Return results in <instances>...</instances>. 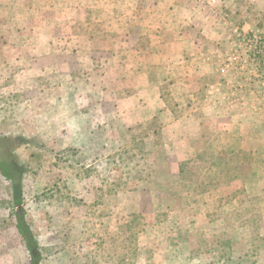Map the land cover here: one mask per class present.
Returning <instances> with one entry per match:
<instances>
[{
    "label": "rangeland",
    "instance_id": "1",
    "mask_svg": "<svg viewBox=\"0 0 264 264\" xmlns=\"http://www.w3.org/2000/svg\"><path fill=\"white\" fill-rule=\"evenodd\" d=\"M136 1L0 0V264L18 215L40 264H264V0H207L170 71L194 7Z\"/></svg>",
    "mask_w": 264,
    "mask_h": 264
},
{
    "label": "crops",
    "instance_id": "2",
    "mask_svg": "<svg viewBox=\"0 0 264 264\" xmlns=\"http://www.w3.org/2000/svg\"><path fill=\"white\" fill-rule=\"evenodd\" d=\"M147 1H150L151 4H148ZM183 1L186 5H188V7L190 6H193L194 7V12L195 14H197L196 17H190V19L186 16V12H177V15L175 16V14H169V15H164V16H161V12L157 15V17L154 19L153 21V24H155L156 26H158L157 28V31L159 32L158 36H155L152 38L153 41L151 42L150 41V48H148V46H145L146 47V51L145 50L143 51L145 54H147L148 57H158L160 56L161 58H164L163 60L164 61H161L160 63H164L162 64L163 66L164 65H167L165 67V69H167V71H170L171 67L169 65V61L166 60L169 56H173V53L174 52H171L170 50H165V48H163V46H167V47H170L174 44H179V45H182L183 47L185 45V34L188 33L190 30H194L196 31L197 30V27L195 28H191L188 30H186V25H191V24H194L196 26H198L200 29H203L205 30L208 34L210 33V31L205 28L207 27L210 22H213L214 23V20H213V17L212 15H210V13H204L202 10L205 9L208 10L209 8H211L210 6L207 5V0H154V2H152V0H137L136 3H137V6H138V9L140 10V12H143L145 11V8H150L152 11L153 10H156V9H161L162 7L163 8H166V9H179V3ZM238 4H240V1L239 0H218V6H222L223 8H226V9H230V10H233L234 9H237L236 6H238ZM148 7H147V6ZM167 5V7H166ZM142 8V9H141ZM147 9V10H148ZM188 8H185V10H187ZM138 10V12H139ZM184 10V8L182 9ZM156 13H154L155 15ZM153 17V15H152ZM174 20L177 21V23L179 24V26L182 28L179 33H182L183 35L180 36L178 35L176 38H177V42H166L165 37L166 35H169L171 34V31H173V27H174ZM151 22V21H149ZM191 22V23H189ZM140 24L142 25H146V22L144 21H140L139 22ZM206 24V26H205ZM177 26V27H179ZM198 32V31H197ZM205 33V32H204ZM214 34V33H212ZM139 36H141V38L143 39V32H140L139 31ZM137 39H139L137 37ZM138 41V40H137ZM148 42V41H147ZM154 46L157 47V49H154ZM159 47V48H158ZM151 50V51H150ZM150 52V53H149ZM157 52V53H155ZM141 53V52H140ZM142 55V53H141ZM186 54L183 52L181 55H180V52H179V57L180 58H185ZM182 62V65L180 66V68L182 69L181 71H183V74H185V71H186V68H185V64H183L184 62Z\"/></svg>",
    "mask_w": 264,
    "mask_h": 264
},
{
    "label": "trees",
    "instance_id": "3",
    "mask_svg": "<svg viewBox=\"0 0 264 264\" xmlns=\"http://www.w3.org/2000/svg\"><path fill=\"white\" fill-rule=\"evenodd\" d=\"M19 144L24 143L23 138H18ZM0 170L7 179L14 180V178L8 174L7 169L4 165L0 164ZM13 196L14 202L19 206L22 203V184L21 181H15L13 183ZM18 215V214H17ZM19 217V221L16 223V227L22 238L27 244V248L31 254V264H40L41 253L38 248V242L36 241L34 235L31 233L30 228L27 225V222L23 217Z\"/></svg>",
    "mask_w": 264,
    "mask_h": 264
}]
</instances>
